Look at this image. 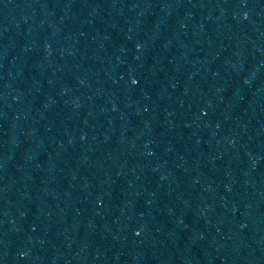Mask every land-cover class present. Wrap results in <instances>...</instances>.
Here are the masks:
<instances>
[{
	"label": "water",
	"instance_id": "obj_1",
	"mask_svg": "<svg viewBox=\"0 0 264 264\" xmlns=\"http://www.w3.org/2000/svg\"><path fill=\"white\" fill-rule=\"evenodd\" d=\"M263 197L264 0H0V264H195Z\"/></svg>",
	"mask_w": 264,
	"mask_h": 264
},
{
	"label": "snow or ice",
	"instance_id": "obj_2",
	"mask_svg": "<svg viewBox=\"0 0 264 264\" xmlns=\"http://www.w3.org/2000/svg\"><path fill=\"white\" fill-rule=\"evenodd\" d=\"M137 235H139V233H137Z\"/></svg>",
	"mask_w": 264,
	"mask_h": 264
}]
</instances>
